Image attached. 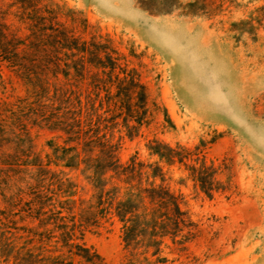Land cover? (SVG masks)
<instances>
[{"label":"rangeland","instance_id":"rangeland-1","mask_svg":"<svg viewBox=\"0 0 264 264\" xmlns=\"http://www.w3.org/2000/svg\"><path fill=\"white\" fill-rule=\"evenodd\" d=\"M54 1L87 20V43L109 39L125 56L146 101L138 108L119 66L87 46L84 68L59 71L39 98L57 114L92 118L94 132L84 126L76 142L31 112L39 99L0 62V264H90L70 257L66 242L96 250L98 264H264V0H178L161 14L137 0ZM89 136L109 141L113 164L88 158ZM153 141L187 148L190 164L213 163L211 194L183 163L154 154ZM117 165L127 176L114 174ZM151 183L178 197L197 233L124 257L114 207Z\"/></svg>","mask_w":264,"mask_h":264},{"label":"trees","instance_id":"trees-1","mask_svg":"<svg viewBox=\"0 0 264 264\" xmlns=\"http://www.w3.org/2000/svg\"><path fill=\"white\" fill-rule=\"evenodd\" d=\"M151 1L137 0V4L147 11L161 14L170 12L178 3V0H160L158 7L153 8L150 6ZM200 1L194 0L187 6H196ZM75 14V11L65 10L54 0H0V62L11 68L30 87L31 95L39 99L42 97L40 92L51 85L59 71L68 76L72 63L75 68H78V64L84 68L89 46L92 55L104 54L109 67L119 66L124 74V83L135 89L136 105L141 108L146 101V86L139 82L135 69L126 70L125 56L111 46L109 39L96 41L91 37L87 43L80 35V27H85L87 20L79 19ZM75 56L77 59L73 60ZM121 63L124 66L120 67ZM34 103H37V107H33L31 112L41 117L47 127L63 131L69 140L78 142L82 139L84 126H90L88 130L92 133L95 130V123H91L92 118L87 123V114L60 115L54 112L52 103L46 105L41 103L40 99ZM87 138L92 145L91 150H88V158L92 162L103 161L109 162L110 165L113 153L109 141H101L100 138L94 139L91 136ZM149 149L168 164L183 163L200 189L208 195L211 194L217 170L213 163L207 164L204 158L199 160L197 157L194 163L190 164L188 161L193 160V152L184 147H172L158 141H153ZM111 170L118 177L127 176L128 172L127 167L119 165ZM139 173L141 174V171ZM151 174L154 179L162 178V168L158 164L153 166ZM134 197L135 201L129 197L118 201L114 207L115 215L122 224L123 247L126 251L124 257L139 256L151 247H155L152 252L155 253L165 236L181 242L183 238L196 235L197 230H193L195 225L182 210L178 197L163 183H151L149 187L138 185ZM186 228L188 230L184 232ZM138 237L143 238L144 251L141 252L137 251ZM62 247L67 248L70 257H82L90 264L101 262L100 254L84 243L66 242ZM26 255L31 256V253Z\"/></svg>","mask_w":264,"mask_h":264},{"label":"clouds","instance_id":"clouds-1","mask_svg":"<svg viewBox=\"0 0 264 264\" xmlns=\"http://www.w3.org/2000/svg\"><path fill=\"white\" fill-rule=\"evenodd\" d=\"M159 39L161 40V42H163L165 45L169 47L174 46L175 44V41L166 35H160ZM234 119H238V118L234 117ZM251 134L255 135V133H251Z\"/></svg>","mask_w":264,"mask_h":264}]
</instances>
